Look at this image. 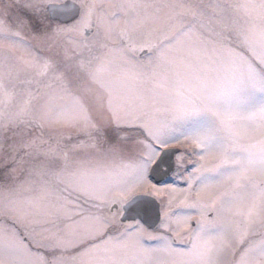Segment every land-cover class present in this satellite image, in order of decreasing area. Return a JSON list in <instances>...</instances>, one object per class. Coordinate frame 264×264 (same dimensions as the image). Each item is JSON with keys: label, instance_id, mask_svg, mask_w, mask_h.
<instances>
[{"label": "snow or ice", "instance_id": "1", "mask_svg": "<svg viewBox=\"0 0 264 264\" xmlns=\"http://www.w3.org/2000/svg\"><path fill=\"white\" fill-rule=\"evenodd\" d=\"M231 7L247 54L225 0L0 6V147L7 78L44 158L0 185V264H264V0Z\"/></svg>", "mask_w": 264, "mask_h": 264}, {"label": "rangeland", "instance_id": "2", "mask_svg": "<svg viewBox=\"0 0 264 264\" xmlns=\"http://www.w3.org/2000/svg\"><path fill=\"white\" fill-rule=\"evenodd\" d=\"M10 0L1 1L0 6H4L9 3ZM211 0H202V3L207 6L210 4ZM236 2V0H225V10L218 17L222 19L225 23L229 25L233 31L230 33L232 37V46L237 48L238 50L245 52L247 54V50L245 45L239 40V38L235 35L236 29H245L249 26L250 23L254 21L245 16L242 12L238 11L234 7H231ZM205 11L209 16L216 15L211 11L210 8H205ZM235 21V23H234ZM258 23V21H256ZM13 27H15V22L13 21ZM25 39L33 46V47H45L46 45H40L36 40H33L28 33H24ZM4 54L8 56H12L14 58L15 55L9 53L6 49L4 50ZM72 71H75L74 69ZM5 83L7 87L15 90V95L12 101L3 108V121L8 124L7 131L4 133V141L3 146L0 147V185H6L10 190H12V194H15V189L17 185L23 182L28 176V171L30 168L38 167L44 160L43 157H34L25 155L24 149L21 147L23 139L17 135L20 130V127H16V121L13 119L14 114L18 110V107L22 103L23 95H22V85H19L16 81H9L7 78L5 79ZM75 85L77 88L86 90L91 88L92 85L89 84L86 77L81 76L80 79L75 81ZM45 135L47 137L55 138L57 132L55 130H45ZM137 149L139 146H136ZM13 158L15 160H20L23 158L24 163L21 165L19 163L15 164L16 167V179L15 180H6L5 179V168L4 164L7 161L8 166L11 167L13 165ZM7 194V193H6ZM6 217L0 218V222H3Z\"/></svg>", "mask_w": 264, "mask_h": 264}, {"label": "flooded vegetation", "instance_id": "3", "mask_svg": "<svg viewBox=\"0 0 264 264\" xmlns=\"http://www.w3.org/2000/svg\"><path fill=\"white\" fill-rule=\"evenodd\" d=\"M1 1H5V0H1Z\"/></svg>", "mask_w": 264, "mask_h": 264}]
</instances>
